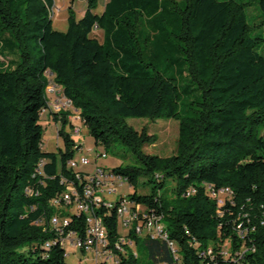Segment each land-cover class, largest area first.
Here are the masks:
<instances>
[{
  "label": "trees",
  "instance_id": "obj_1",
  "mask_svg": "<svg viewBox=\"0 0 264 264\" xmlns=\"http://www.w3.org/2000/svg\"><path fill=\"white\" fill-rule=\"evenodd\" d=\"M259 3L264 24V0ZM81 18L69 9L68 29L54 28L55 0H0V264H68L54 240L50 200L78 184L69 167L82 148L67 128L72 110L51 112L61 123L64 148L44 151L43 112L48 110V72L81 116L97 146L121 145L135 163L113 172L135 188L142 177L148 193L128 194L163 216L170 239L182 253L178 264H206L200 251L242 244L234 225L243 223L247 264H264V38L254 36L244 2L237 0H87ZM176 23L177 32L170 26ZM156 32L142 36L143 26ZM103 31V40L93 36ZM174 35V37H173ZM152 44L153 53L147 50ZM17 47L20 59L10 57ZM186 65L198 99L185 103L180 82L158 67ZM15 62V63H14ZM14 63V64H13ZM185 85V90L189 91ZM129 118L179 121L176 152L149 154L157 141ZM43 173H39L41 163ZM175 185L165 189L166 180ZM194 188L195 192L187 195ZM208 188L230 189L220 208ZM32 190L33 193L29 191ZM111 238L119 236L116 211L104 216ZM143 240L156 263L176 264L166 241ZM125 255H133L126 252ZM219 263H224L222 258ZM122 264H141L138 257Z\"/></svg>",
  "mask_w": 264,
  "mask_h": 264
},
{
  "label": "built area",
  "instance_id": "obj_2",
  "mask_svg": "<svg viewBox=\"0 0 264 264\" xmlns=\"http://www.w3.org/2000/svg\"><path fill=\"white\" fill-rule=\"evenodd\" d=\"M57 94V88H50ZM62 108L58 107L60 111ZM73 115V114H72ZM70 116L73 124V135L80 136L84 127L81 116L76 112L74 116ZM83 147L79 150L81 151ZM106 156V153L99 156ZM91 160L87 156L77 159L75 156L69 161V167L74 171L83 173L77 174L78 184L69 181L66 178L62 183L65 189L62 193L53 197L50 202L54 205V218H52L51 226H54V240L48 241V248L54 243L68 244L73 253L80 251L84 254V258L89 253L93 254L91 264H122L123 258L131 256L137 257V252L133 250V255H125L120 250V241L122 235L137 234L141 237L160 238L167 242L175 258V263L182 262V253L176 241L171 240L166 229L163 216L149 211L146 206L139 204L128 197L121 195L118 200L112 201L107 197L111 193L117 191V187L124 184L123 177L115 174L113 169H107L97 166L95 171L88 173L82 171L79 167L88 166ZM42 162L39 170L43 173ZM224 191V188H221ZM33 193L32 190L29 191ZM195 192L194 188L187 191V195ZM211 198H213L218 206V214L220 208L226 205L227 201H233V197H227L226 200H219L213 196L212 188H208ZM116 211L118 217V226L123 223L124 229H129L128 233H120L116 239L109 235L108 227L104 222V216H108L112 211ZM223 216V215H220ZM255 228L250 230L244 227L243 223L234 225L236 232H241L242 244L240 248L234 249L233 245L221 246L220 250H216L213 246L212 251H200L202 255L211 257L206 264H221L219 259L222 258V264H247L245 254L250 250L246 246V236ZM131 248L134 246L131 245ZM69 252V253H72ZM83 256L78 258L75 264H83ZM168 264V263H162Z\"/></svg>",
  "mask_w": 264,
  "mask_h": 264
},
{
  "label": "rangeland",
  "instance_id": "obj_3",
  "mask_svg": "<svg viewBox=\"0 0 264 264\" xmlns=\"http://www.w3.org/2000/svg\"><path fill=\"white\" fill-rule=\"evenodd\" d=\"M108 0H99L98 8L96 9L97 13H101L104 8L105 4ZM180 1V0H177ZM240 2H244L247 14V21L252 27V34L254 36H259L264 38V24H262V12L259 7V3L255 0H237ZM88 6L87 0H55L54 8L52 10V19L54 28L60 31H66L68 29V19H69V9L70 7L73 8L76 17L81 18ZM170 30L172 32H177L176 23L170 26ZM156 32V28L152 24H145L142 30V36L148 35L149 33ZM93 36L98 37L101 41L103 40V31L100 29H96L93 32ZM174 37V35H173ZM10 49V57L15 60L20 59V53L17 47ZM153 51V46L150 44L149 50L147 53L151 58ZM6 54V51L2 50V43L0 41V54ZM160 60L158 63V67L161 71L166 73L169 76H175L180 82L181 90L183 92L182 101L185 103L196 100L200 96V91L195 88V85L191 84L190 77L188 76V70L186 65H173L171 67H165L164 61H162V57H154V61ZM15 63V62H14ZM13 63V64H14ZM5 62L2 60L0 55V66L4 65ZM48 78L50 80V84L47 88V94L49 98V109L45 110L42 115L41 122L44 126V134H43V141H44V151L47 152H55L58 151L59 148H64V140L62 137L59 136V129L61 127V123H56L53 119V114L51 112H58V107L62 108L63 110H72L74 113H78L76 109L73 108L71 102L65 98L62 93L61 88L56 85L54 82V75L48 72ZM185 85H187L188 90L186 91ZM50 88H57L60 90L57 94H54L52 89ZM79 114V113H78ZM128 122L133 125L136 129L141 130L142 128H146L150 134L157 135V141L152 144L144 147V151L149 154H157L161 156H170L176 152L177 149V140L179 136V121L174 118H160V119H149V118H129ZM67 131L72 135L74 140L78 144H82L83 149L77 153V159H80L82 156H87L91 160V164L88 166L80 165V169L82 171L92 173L95 171L97 166H101L107 169H113L121 164H129L135 163L134 158L130 155L126 158L123 153V149L121 145H116L109 149H106L103 145L97 146L95 143L94 138L89 134V130L86 126L83 127L82 133L80 136L73 135L72 128H67ZM106 153V156L103 157L99 154ZM147 180L146 177L140 178L137 186L132 188L128 182L117 187V191L111 193L110 196L107 198L109 200L115 201L120 198L121 195H128L134 191L139 193H148L150 186H144L143 182ZM175 185L173 179L166 180V186L163 191L166 189H171ZM129 229H124L123 223L120 222L119 232L120 233H128ZM124 238L131 239L133 241L134 248L131 246L126 247L128 252H137V257L139 258L141 264H159L156 263L153 259H151L148 255L146 246L143 243V240L138 242L134 241L132 235H122ZM64 248L66 250V259L68 264H75L78 261L80 256L85 257L84 254L80 251L72 252L71 247L68 244H64ZM72 252V253H69ZM93 254L89 253L87 258H84L83 264H91L92 263Z\"/></svg>",
  "mask_w": 264,
  "mask_h": 264
},
{
  "label": "bare ground",
  "instance_id": "obj_4",
  "mask_svg": "<svg viewBox=\"0 0 264 264\" xmlns=\"http://www.w3.org/2000/svg\"><path fill=\"white\" fill-rule=\"evenodd\" d=\"M52 14H53V12H52ZM212 193H213V196L217 197V199H219V200H226V195H227V197H231V195H232V191L230 189H228V188L224 189V191L222 189L218 190V191L212 190ZM52 218H54V215L51 217V219L49 221V226L51 228H53V230H54V226H51ZM129 236H130V234H129ZM133 244L134 243H133V241L131 239L124 238L123 236H121L120 250L122 252H125V253L128 252L126 247L131 246ZM61 245L64 247V244H61ZM45 246L48 248V242L46 243Z\"/></svg>",
  "mask_w": 264,
  "mask_h": 264
}]
</instances>
